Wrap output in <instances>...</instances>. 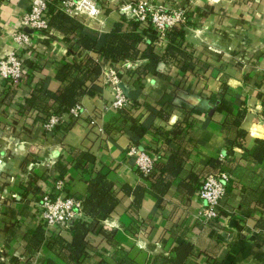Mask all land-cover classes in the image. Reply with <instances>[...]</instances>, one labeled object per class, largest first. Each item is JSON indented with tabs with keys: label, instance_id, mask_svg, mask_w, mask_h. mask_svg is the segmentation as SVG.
<instances>
[{
	"label": "crops",
	"instance_id": "1",
	"mask_svg": "<svg viewBox=\"0 0 264 264\" xmlns=\"http://www.w3.org/2000/svg\"><path fill=\"white\" fill-rule=\"evenodd\" d=\"M31 1L0 0V56L12 47L11 34L21 28ZM189 1L201 12L184 31L193 71L178 85L181 77L172 60V65L160 66L164 76L134 85L124 80V93L135 102L127 115L114 108L100 114L115 93L99 77L97 92L82 98L85 112L73 126L47 132L43 120L35 119L34 107L24 105L35 88L11 94L0 77V258L18 256L27 264L26 235L40 226L35 200L57 178L65 180L67 194L85 198L89 180L100 173L114 184L119 198L102 223L114 232L113 239L91 236V255L80 264H99L102 257L112 264H264V231L258 226L264 217V0ZM122 14L110 8L102 26L90 22L93 27L72 17L100 37ZM53 34L39 41L29 60L32 85L39 82L57 92L64 84L56 79L57 70L63 60L73 62L74 52L62 32ZM207 46L218 49L207 51ZM245 53L253 57L241 65ZM89 56L94 54L85 51L79 59ZM145 62L138 59L126 66L134 70ZM132 144L157 153L162 166L174 167L162 178L157 167L150 173L153 178H146L127 154ZM223 154L225 162L220 160ZM221 167L233 179L216 223L207 226L197 218L202 205L198 188L204 174ZM139 187L143 193L136 202ZM44 233L46 240L30 262L75 264L60 244L49 245L57 235L71 242L72 232L51 228ZM186 243L191 246L187 255L177 252Z\"/></svg>",
	"mask_w": 264,
	"mask_h": 264
},
{
	"label": "trees",
	"instance_id": "2",
	"mask_svg": "<svg viewBox=\"0 0 264 264\" xmlns=\"http://www.w3.org/2000/svg\"><path fill=\"white\" fill-rule=\"evenodd\" d=\"M59 2L60 0H49L50 27L52 30L63 33L62 39L69 42V52H74V60L73 62L63 60L60 63L55 76L56 79L64 83L60 90L52 92L43 88V86H39V82H37L34 94L25 100V108L34 107L36 110L34 112L36 113L34 115L35 119L38 117L41 119L47 118L52 113H65L72 106L81 102L84 96L94 95L97 92V80L101 75L102 64L107 62L116 65L125 61L145 60L146 62L142 66L128 72V78L125 80L132 85L142 84V79L146 77L164 76L167 73L161 70L160 66H167L172 60L177 62V68L179 69L177 76L181 77V82L178 85L183 83L182 81L187 77V72L193 71L192 54L187 52L184 39L185 24L177 25L171 30L167 46L159 52L155 45L157 33L149 21L143 22L136 18H128L125 14H122L120 20L115 22L107 33L97 37L87 32L84 25L77 19L60 10L58 8ZM46 34L50 37L54 35L53 32ZM85 51L92 52L94 56H89L85 60L79 59L80 55ZM26 63L29 68L33 65L29 59H26ZM32 78L33 74L30 79ZM8 92L14 93L12 90ZM48 100L54 101L56 106L49 104ZM243 114H241L242 117ZM125 115H127L126 112ZM75 122V119H70L64 125L57 127L56 132L69 130ZM160 163L161 161L155 164V169L157 167L161 169L160 174L157 176L158 178H162V174L170 170L169 167H174V163L163 166ZM151 174L145 175L146 178H153L154 175L151 176ZM155 185L159 187L160 182ZM88 188V194L83 198V211L86 218L77 219L72 223L70 229L73 234L72 241L67 242L57 235L49 244L51 247L55 243L60 244L64 250V255L75 264L82 263L84 259L91 255V236L101 235L103 241H111L114 234L113 231H109L102 224L105 219L113 214L119 203L118 193L116 194L115 192L114 184L104 175L98 173L89 180ZM125 188H127L125 191H131L129 187ZM134 192L136 202H138L142 197L143 190L139 187ZM258 226L264 231V217L259 219ZM45 238L46 235L41 225L37 230L26 235L29 254H23V256H25L24 261L27 264L32 263L30 262L31 254L42 246L46 240ZM190 249L191 246L186 243L181 248H178L177 252H183L187 255ZM7 263L22 264L18 256L12 257ZM183 263L184 260L173 262V264ZM46 264L57 263L52 259H48ZM99 264L112 263L102 257Z\"/></svg>",
	"mask_w": 264,
	"mask_h": 264
},
{
	"label": "built area",
	"instance_id": "3",
	"mask_svg": "<svg viewBox=\"0 0 264 264\" xmlns=\"http://www.w3.org/2000/svg\"><path fill=\"white\" fill-rule=\"evenodd\" d=\"M83 2L90 5V0H83ZM48 3L49 0L31 1L30 8L22 17L21 28L14 30L11 34L12 47L0 56V77L3 79L5 88L8 91L12 90V92L17 93L25 88L31 87L33 90L36 87L31 83L30 77L33 73L28 67L26 59L34 56L41 39L50 38L46 33L51 34L53 32L50 27L51 16ZM74 4H76V0H60L58 8L70 16L81 18L80 12L77 11L78 8H74V10L72 8ZM146 6V8L142 7L140 12L132 14V17L126 15L125 12L123 14L128 18H136L143 22L149 21L157 33L156 49L161 52L170 40L171 30L177 25L184 24L186 17L181 9L169 13L162 9H156L154 12L147 4ZM98 12L93 7L92 10H89V16L98 15ZM88 52L90 51L86 53ZM122 63L120 66L108 62L102 64L100 77H102L104 83L113 88L115 95L112 101L106 103L100 109L101 115L113 108L128 113L135 107V102L129 99L120 87V84H124V80L128 78V72L132 70L127 67H130V61ZM172 64L171 61L169 65ZM123 77L124 79H122ZM51 104L56 106L54 102ZM84 112V105L79 102L65 113H52L49 117L42 119L43 129L47 132H56L57 127L64 125L70 119L77 121ZM23 116L27 115L24 113ZM16 117L18 118V114ZM97 120L95 119L92 123H98ZM127 154L133 158L135 168L143 175L153 172L155 164L160 158L157 153L142 149L134 144L130 145ZM225 159V154L220 156V160L224 161ZM232 179V174L225 167L210 171L201 178L198 198L202 205L197 218L204 225L209 226L216 223L221 201L226 196L227 188ZM34 204L35 210L38 211L39 223L44 231L51 228H56L59 231L70 230L75 220L86 218L83 211V198L67 194L65 192V180L60 177L55 180V184L51 189L35 200ZM1 248L4 249V245ZM3 252L0 251L1 254ZM10 260L11 258L6 255H2L0 258V261L4 263Z\"/></svg>",
	"mask_w": 264,
	"mask_h": 264
},
{
	"label": "rangeland",
	"instance_id": "4",
	"mask_svg": "<svg viewBox=\"0 0 264 264\" xmlns=\"http://www.w3.org/2000/svg\"><path fill=\"white\" fill-rule=\"evenodd\" d=\"M79 2V3H78ZM146 4L155 12L156 9L164 10L165 12H171L181 9L184 12L185 15V23L184 24H190L191 22H195L196 15L198 13H201L199 11H195L193 8V3L189 0H168L162 3H157L154 0H90V5L84 4L83 0H76V4L73 5L74 8H78V12H80L81 19L84 22L90 23H98L101 25L103 23V20H105L104 15L106 14L107 10L115 9L119 10L122 13L125 12L126 15L129 17H132V14L135 12H140L142 7L146 8ZM92 6V7H91ZM93 7L98 10L99 14L94 16H89V10H92ZM84 10V12H82ZM195 20L193 21V19ZM91 24V23H90ZM92 26V24H91ZM102 26V25H101ZM93 27V26H92ZM187 46V45H186ZM189 47V45L187 46ZM206 47L205 50L210 51H217L218 48L214 46H210L209 49ZM253 56L249 53H245L242 56L240 55V64L243 65L245 61L250 62V59ZM239 61V60H238ZM124 79V77L122 78ZM121 80V79H120ZM24 188H27V186H24ZM35 200V199H33Z\"/></svg>",
	"mask_w": 264,
	"mask_h": 264
},
{
	"label": "water",
	"instance_id": "5",
	"mask_svg": "<svg viewBox=\"0 0 264 264\" xmlns=\"http://www.w3.org/2000/svg\"><path fill=\"white\" fill-rule=\"evenodd\" d=\"M120 87L123 89L124 92H126V89L124 88V84L123 83L120 84Z\"/></svg>",
	"mask_w": 264,
	"mask_h": 264
}]
</instances>
